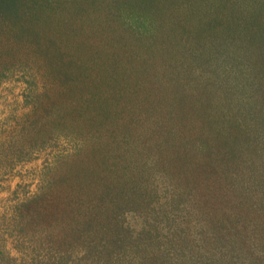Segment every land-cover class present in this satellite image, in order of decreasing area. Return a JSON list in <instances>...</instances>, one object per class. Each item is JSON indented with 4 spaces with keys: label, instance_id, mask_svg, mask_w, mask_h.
Returning <instances> with one entry per match:
<instances>
[{
    "label": "rangeland",
    "instance_id": "1",
    "mask_svg": "<svg viewBox=\"0 0 264 264\" xmlns=\"http://www.w3.org/2000/svg\"><path fill=\"white\" fill-rule=\"evenodd\" d=\"M48 12L0 76V264H264V0Z\"/></svg>",
    "mask_w": 264,
    "mask_h": 264
},
{
    "label": "trees",
    "instance_id": "2",
    "mask_svg": "<svg viewBox=\"0 0 264 264\" xmlns=\"http://www.w3.org/2000/svg\"><path fill=\"white\" fill-rule=\"evenodd\" d=\"M66 1L69 0H0V76L5 75V71L8 69L5 60H20L24 52V45L27 47L30 43L33 44V41L35 43V39L40 34H38L34 23L49 18L50 13L48 11ZM235 20L237 22L231 25L232 31L240 30L244 34L253 31L243 17L235 16ZM246 34V37L249 36L251 40L254 39V33L251 36ZM229 40L232 43V48H235V43L232 42L231 38ZM229 40H224L221 47L227 46ZM234 52L232 51L231 54ZM208 70L212 74V70L210 68ZM215 72H219V69ZM241 121L242 118L238 119V126L241 128L239 130L244 131Z\"/></svg>",
    "mask_w": 264,
    "mask_h": 264
}]
</instances>
